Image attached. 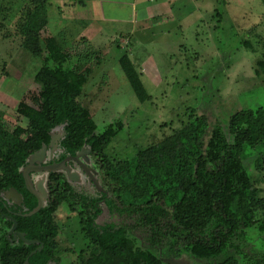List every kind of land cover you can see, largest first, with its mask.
<instances>
[{
  "label": "trees",
  "instance_id": "obj_1",
  "mask_svg": "<svg viewBox=\"0 0 264 264\" xmlns=\"http://www.w3.org/2000/svg\"><path fill=\"white\" fill-rule=\"evenodd\" d=\"M48 1L29 0L25 11L30 21L38 4ZM28 31L27 48L34 57L44 58L35 75L40 90L33 105L24 99L17 108L26 126L10 130L0 124V207L3 210L1 199L10 189L22 194L23 202L14 208L20 214L13 217L18 231L38 243L10 242L7 232L14 220L0 211V264H60L63 248L55 214L62 205L76 213L86 240L79 264H171L167 258L188 264H264V254L245 252L248 230L264 231L257 219L264 213V197L245 162L247 152L257 150L256 166L264 163V107L234 112L226 128L193 110L182 128L134 159L112 158L106 150L120 128L109 124L97 133L89 107L80 101L94 67L101 63L99 51L88 43L73 53L56 37L44 49L39 32ZM120 62L138 99H149L129 56ZM256 69L264 78V58ZM60 126L62 157L89 148L86 155L101 190L89 194L76 188L65 172H51L46 205L27 215L38 199L28 190L22 169L34 153L50 145ZM105 212L110 219L102 222Z\"/></svg>",
  "mask_w": 264,
  "mask_h": 264
},
{
  "label": "rangeland",
  "instance_id": "obj_2",
  "mask_svg": "<svg viewBox=\"0 0 264 264\" xmlns=\"http://www.w3.org/2000/svg\"><path fill=\"white\" fill-rule=\"evenodd\" d=\"M85 1L84 6L74 0L40 2L30 21L29 0H0V124L10 130L26 126L17 108L24 99L33 105L40 90L35 75L44 58L27 48V30L39 32L44 49L56 37L73 53L88 43L99 51L101 63L80 101L89 107L97 133L109 124L120 128L106 150L112 158L134 159L182 128L194 111L226 128L234 112L264 107V78L256 71L264 58V0ZM124 55L150 95L144 102L122 69ZM57 131L62 134L60 127ZM256 153L249 150L245 162L264 197V163L256 166ZM68 166L75 173L72 184L96 195L84 173ZM43 177L46 182L47 173ZM33 183L40 191V184ZM257 217L264 225V213ZM109 219L106 212L100 218ZM55 221L63 248L60 264H79L86 240L76 213L62 205ZM245 252L264 254L263 230H248Z\"/></svg>",
  "mask_w": 264,
  "mask_h": 264
},
{
  "label": "water",
  "instance_id": "obj_3",
  "mask_svg": "<svg viewBox=\"0 0 264 264\" xmlns=\"http://www.w3.org/2000/svg\"><path fill=\"white\" fill-rule=\"evenodd\" d=\"M58 128L59 127L55 128L53 131V134H52V140H51L50 146L53 147V149L57 147L58 141L61 140L64 136L63 127H61V126H60V128L62 130V134L59 137L55 136L54 133ZM47 151H48V146H46V145L43 146V148L41 150L34 153L29 158V164L22 169L28 190L32 194H34L38 199V206L35 208V210H33L31 213H29L27 215H32V214L36 213L37 211H39L42 207H44L46 205L47 199H48V189H47V186L45 184L46 183L45 179H44V181H42L40 183V188H39L40 191H38L37 190L38 188L34 185L33 178L30 174L32 171L45 170L47 173L49 171H51V172L61 171V172L66 173L69 181L76 180L73 178L75 173L70 171L69 166L66 163L68 158H65L61 162H54L50 165H43L46 162ZM53 151L54 150H52V152ZM89 152H90L89 148H84L75 157H72V158H74L75 160H77L81 164V166L83 167V169L85 170V172L87 173L89 178L101 190V185H100L98 179L92 173L91 169L87 166V164L83 163L79 158L80 156H83L84 154H88ZM10 191L14 194L15 199L18 200L17 201L18 203H21L23 201L22 194H20L16 189H10ZM16 227H17V222L15 221L14 225L12 226V229L10 230V234L15 231ZM19 235L27 244H36L38 242L37 240L27 239L23 233H19ZM42 248H43V244L38 248V250L42 249ZM36 252H37V250L33 251L32 254H34ZM166 260L171 264H188V263H184L183 261L175 259V258H167Z\"/></svg>",
  "mask_w": 264,
  "mask_h": 264
},
{
  "label": "flooded vegetation",
  "instance_id": "obj_4",
  "mask_svg": "<svg viewBox=\"0 0 264 264\" xmlns=\"http://www.w3.org/2000/svg\"><path fill=\"white\" fill-rule=\"evenodd\" d=\"M58 133H54L55 136L59 137L61 134L59 133V131H57ZM53 149V147H51L50 145L48 146V151H47V154H46V162L43 164V165H50L54 162H61L63 161L65 158H68V160L66 161V163L68 165H73V166H76V168H79L80 171H82L84 173V175L90 180V182L93 184V186L97 189H99L95 184L94 182L89 178V176L87 175V173L85 172V170L83 169V167L81 166V164L75 160L74 158L72 157H75L76 155H65L62 157V154H63V150H61L59 148V141H58V144H57V147L55 149V154L53 156V158H48L50 157V151ZM80 160L83 162V163H86L87 166L91 169L92 173L95 175V177L97 178V171L93 168L92 166V160L89 159L87 157L86 154H84L83 156H80L79 157ZM47 172L45 170H39V171H32L30 174L33 178V181L38 185L40 184L43 180H44V177L43 175L46 174ZM51 173V171H49L47 173V178H46V186H47V181H48V176L49 174ZM98 179V178H97ZM99 181V180H98ZM100 183V182H99ZM100 190V189H99ZM1 204L3 205V210L1 209L0 207V211L2 213V216L7 219V220H14V222L16 221L14 219L13 216L15 215H19L20 213L14 209L16 207V204L18 203L17 199H15L14 197V194L9 190L7 192L4 193V196H3V199H1ZM23 202V201H22ZM2 217H0V224L2 223L1 222V219ZM17 222V221H16ZM14 225V224H13ZM12 225V226H13ZM12 226L8 229V232H7V238L8 240H10V242L14 243V242H18L19 239H22L21 236L19 235V233H22L20 231H18L17 227L15 229L14 232H12L10 234V230L12 229ZM23 240V239H22ZM38 241V240H37ZM38 243V242H37ZM39 248V247H38ZM38 248L36 249L38 251ZM41 250V249H39ZM35 251V250H34ZM184 263H187L185 261H183Z\"/></svg>",
  "mask_w": 264,
  "mask_h": 264
},
{
  "label": "crops",
  "instance_id": "obj_5",
  "mask_svg": "<svg viewBox=\"0 0 264 264\" xmlns=\"http://www.w3.org/2000/svg\"><path fill=\"white\" fill-rule=\"evenodd\" d=\"M86 5V4H85ZM84 6V5H83ZM135 9H137V7L135 8ZM136 14H137V10H136ZM167 15V14H166ZM149 16H152L151 15V13H150V15ZM137 17V16H136ZM136 19V18H135ZM148 20H149V18H148ZM150 20H152V18L150 19ZM95 30H97V29H95Z\"/></svg>",
  "mask_w": 264,
  "mask_h": 264
}]
</instances>
